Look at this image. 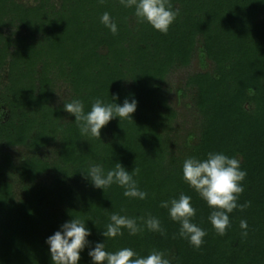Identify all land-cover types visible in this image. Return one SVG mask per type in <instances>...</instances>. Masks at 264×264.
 <instances>
[{"label": "trees", "instance_id": "trees-1", "mask_svg": "<svg viewBox=\"0 0 264 264\" xmlns=\"http://www.w3.org/2000/svg\"><path fill=\"white\" fill-rule=\"evenodd\" d=\"M169 3L179 15L163 34L120 0H0V264H53L46 241L74 218L91 233L78 264H93L98 243L140 257L161 251L171 264H264V0ZM105 12L115 35L101 22ZM72 99L85 114L96 99L137 106L98 138L81 135L64 110ZM210 152L238 159L247 173L237 203L251 206L228 214L223 236L182 178L186 158ZM116 163L140 169L133 179L146 199L125 197L116 184L93 186L88 169L106 173ZM181 194L207 233L198 250L160 207ZM114 213L138 223L151 214L167 235L122 229L105 238Z\"/></svg>", "mask_w": 264, "mask_h": 264}, {"label": "clouds", "instance_id": "clouds-1", "mask_svg": "<svg viewBox=\"0 0 264 264\" xmlns=\"http://www.w3.org/2000/svg\"><path fill=\"white\" fill-rule=\"evenodd\" d=\"M103 0H101V3ZM125 8H134V14L140 23L149 24L154 30L167 34L179 11H174L169 0H120ZM101 22L110 29L113 35L117 33V26L111 21L108 12L103 13ZM249 94H254L249 89ZM116 99V97H113ZM136 101L129 102L125 99L122 106L115 103L105 104L96 99L91 110L85 114L84 105L78 99H72L64 103V110L75 117L81 135L100 136V131L113 118L131 119V114L136 110ZM139 168H135L130 174L119 163L115 168L105 173L100 165H94L87 171L94 187L105 189L116 184L125 189L124 196L144 200L148 193L141 191L134 175H138ZM246 171L241 170L240 161L229 158L223 153L210 152L206 159L188 157L183 162V181L204 200L211 214L209 220L218 236H223L229 227V213L240 208L241 211L251 206V202L238 205L239 196L244 192L242 182L246 178ZM161 208L168 209L172 221L180 225L179 237L189 241L197 250L202 246L207 233L192 222L196 210L191 205V197L181 194L178 199L162 201ZM110 223L103 232L105 238H115L123 235L122 229H126L129 235L135 236L146 228L151 232H158L166 236L158 218L148 214L136 218L112 214ZM242 236L246 237L247 221L241 220ZM91 233L86 229L85 223L74 218L66 222L60 231L49 237L46 243L50 246V254L53 264H78L80 252L88 244L87 237ZM175 239L176 236L174 235ZM93 264H171V260L164 252L153 250L148 256L140 257L131 248H123L115 253L105 250L104 243H98L89 252Z\"/></svg>", "mask_w": 264, "mask_h": 264}, {"label": "rangeland", "instance_id": "rangeland-1", "mask_svg": "<svg viewBox=\"0 0 264 264\" xmlns=\"http://www.w3.org/2000/svg\"><path fill=\"white\" fill-rule=\"evenodd\" d=\"M195 69H196V67H194V63H192V66H191L190 68L185 69V70H183L182 72L179 71V72H177L176 74H174V75L171 77V79H170V83L173 84L172 87H174L175 84H176L180 79L183 78L184 74H186V73H188V72H192V71H194ZM173 98H174V96H173ZM182 111H183V110H182Z\"/></svg>", "mask_w": 264, "mask_h": 264}]
</instances>
